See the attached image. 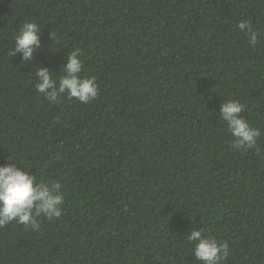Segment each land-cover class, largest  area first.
Segmentation results:
<instances>
[{
    "label": "trees",
    "instance_id": "16d2710c",
    "mask_svg": "<svg viewBox=\"0 0 264 264\" xmlns=\"http://www.w3.org/2000/svg\"><path fill=\"white\" fill-rule=\"evenodd\" d=\"M264 0H0V166L23 160L59 182L60 218L0 227V264H201L193 227L230 255L264 264ZM32 61L11 56L25 22ZM52 35V36H51ZM79 49L98 96L50 104L35 72L63 74ZM261 130L232 148L225 100Z\"/></svg>",
    "mask_w": 264,
    "mask_h": 264
},
{
    "label": "clouds",
    "instance_id": "9594fccd",
    "mask_svg": "<svg viewBox=\"0 0 264 264\" xmlns=\"http://www.w3.org/2000/svg\"><path fill=\"white\" fill-rule=\"evenodd\" d=\"M237 27L241 31L246 30L251 47H256L264 37V33L253 29L250 21H241ZM40 36L41 28L36 22H25L14 36L15 49L10 51V55L13 57L22 53L23 61H32L34 53L41 47ZM83 70L84 64L77 49L68 55V61L62 67L63 74L58 78H54L48 68L39 67L35 72V88L50 104L57 103L63 94L82 104L89 103L98 96L99 86L95 77L81 78ZM244 111V104L231 99L225 100L220 112L222 121L226 122L234 138L231 146L238 151L255 148L262 135L260 129L252 127L244 119ZM19 161L23 167L11 162L0 166V227L15 222L38 231V217L43 216L49 221L61 217L64 203L62 185L59 182H37L36 175L29 174L30 168L25 162ZM187 240L193 245L195 261L201 264H221L230 255L227 242H218L215 237L206 235L202 228L196 230L193 227Z\"/></svg>",
    "mask_w": 264,
    "mask_h": 264
}]
</instances>
